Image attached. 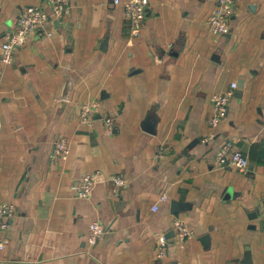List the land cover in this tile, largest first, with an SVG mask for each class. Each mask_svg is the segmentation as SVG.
<instances>
[{"label": "crops", "instance_id": "0c3cea01", "mask_svg": "<svg viewBox=\"0 0 264 264\" xmlns=\"http://www.w3.org/2000/svg\"><path fill=\"white\" fill-rule=\"evenodd\" d=\"M41 2L0 0V40ZM69 4L10 63L0 48V203L15 206L0 264H264V0H237L226 35L209 29L215 0H149L137 35L113 0ZM231 82L227 116L212 126V96ZM88 98L101 101L92 125L78 119ZM58 133L69 154L52 162ZM225 145L247 155L246 171L216 166ZM95 170L126 185L77 197ZM94 220L106 230L88 248ZM177 220L190 233L182 244Z\"/></svg>", "mask_w": 264, "mask_h": 264}, {"label": "built area", "instance_id": "2783aa9c", "mask_svg": "<svg viewBox=\"0 0 264 264\" xmlns=\"http://www.w3.org/2000/svg\"><path fill=\"white\" fill-rule=\"evenodd\" d=\"M114 4L121 6L122 15L130 24L131 33L139 34L144 17L145 10L149 0H113ZM237 0H215V7L208 18V25L211 33L215 35H226L230 31V20L234 13ZM70 11L69 0H43V2L25 6L21 8L15 25L12 28L6 29L0 40V48L2 50L1 60L5 63H10L13 58L15 48L22 46L31 33H36L44 36L51 35L52 31L49 23L53 20L65 19ZM237 88L236 82H231L229 88L223 93H217L212 96L213 114L210 117V124L217 125L221 120L225 119L228 113V104ZM1 90V81H0ZM101 108V101L98 98H88L80 104L78 119L80 122L87 125H92L95 118L98 116ZM104 130L108 134L113 133L114 119L107 114L100 115ZM161 150L158 151V156H161ZM69 154L68 139L61 133L53 137L52 150L50 160L57 162L65 159ZM216 166H230L242 172L248 168L247 155L239 150L228 152V145L219 149L215 157ZM101 182H109L111 192L117 195L122 187L126 185V179L116 174L106 176L100 170L84 173L78 179L75 194L79 198L87 199L92 194L93 187ZM166 194L160 195V200L165 201ZM157 205L153 206V210H157ZM15 213V206L10 202L0 203V230H6L9 227V220ZM259 216L264 226V202L260 205ZM177 230L178 242L182 244L190 233L188 228L179 220L175 221ZM106 226L100 221L94 220L88 226L86 243L88 248H92L105 233ZM2 244L0 243V246ZM168 241L164 236L159 238L156 246V256L158 259H163L167 256ZM35 264V263H31Z\"/></svg>", "mask_w": 264, "mask_h": 264}, {"label": "water", "instance_id": "95a60500", "mask_svg": "<svg viewBox=\"0 0 264 264\" xmlns=\"http://www.w3.org/2000/svg\"><path fill=\"white\" fill-rule=\"evenodd\" d=\"M144 129V128H143ZM145 130V129H144Z\"/></svg>", "mask_w": 264, "mask_h": 264}]
</instances>
